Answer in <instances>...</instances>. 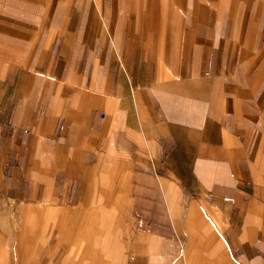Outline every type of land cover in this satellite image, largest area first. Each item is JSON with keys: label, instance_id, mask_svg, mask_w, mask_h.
<instances>
[{"label": "crops", "instance_id": "1", "mask_svg": "<svg viewBox=\"0 0 264 264\" xmlns=\"http://www.w3.org/2000/svg\"><path fill=\"white\" fill-rule=\"evenodd\" d=\"M0 264H264V0H0Z\"/></svg>", "mask_w": 264, "mask_h": 264}, {"label": "built area", "instance_id": "2", "mask_svg": "<svg viewBox=\"0 0 264 264\" xmlns=\"http://www.w3.org/2000/svg\"><path fill=\"white\" fill-rule=\"evenodd\" d=\"M227 201H229L230 203H233V200H231V199H229V200H227Z\"/></svg>", "mask_w": 264, "mask_h": 264}]
</instances>
